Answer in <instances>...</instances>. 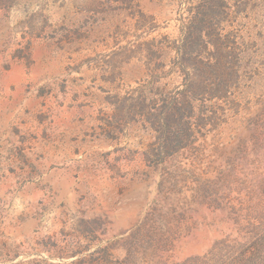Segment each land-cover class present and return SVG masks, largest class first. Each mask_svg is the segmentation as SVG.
Masks as SVG:
<instances>
[{"label":"rangeland","instance_id":"obj_1","mask_svg":"<svg viewBox=\"0 0 264 264\" xmlns=\"http://www.w3.org/2000/svg\"><path fill=\"white\" fill-rule=\"evenodd\" d=\"M0 264H264V0H0Z\"/></svg>","mask_w":264,"mask_h":264},{"label":"trees","instance_id":"obj_2","mask_svg":"<svg viewBox=\"0 0 264 264\" xmlns=\"http://www.w3.org/2000/svg\"><path fill=\"white\" fill-rule=\"evenodd\" d=\"M217 6L218 5L215 3H209V5L201 8L189 19L177 47L178 59L180 60L179 64H181V66H183V63H188L190 60V58L184 59V57L197 53L204 42V37L211 35L210 32L213 30V24H215L213 20H215L220 14L218 10L219 6ZM185 67L186 65H184L183 68ZM179 72L182 76L185 75L183 70H179ZM186 75L188 76L189 74ZM195 90V85L191 81V78H188V84L185 85L184 90L177 91L169 108H166L161 116L158 117L159 120L157 122L159 123L163 137H165V146L180 144L186 132L183 107H187L188 103L185 95L186 93H191L190 95H192ZM174 102L176 103L173 105Z\"/></svg>","mask_w":264,"mask_h":264}]
</instances>
